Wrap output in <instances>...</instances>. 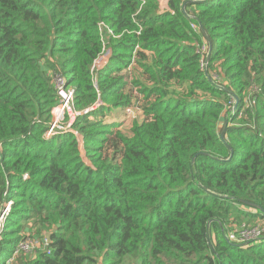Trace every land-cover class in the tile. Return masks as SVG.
<instances>
[{
	"label": "trees",
	"instance_id": "trees-1",
	"mask_svg": "<svg viewBox=\"0 0 264 264\" xmlns=\"http://www.w3.org/2000/svg\"><path fill=\"white\" fill-rule=\"evenodd\" d=\"M170 7L0 0V264H264V0ZM57 71L89 111L46 138Z\"/></svg>",
	"mask_w": 264,
	"mask_h": 264
},
{
	"label": "built area",
	"instance_id": "built-area-1",
	"mask_svg": "<svg viewBox=\"0 0 264 264\" xmlns=\"http://www.w3.org/2000/svg\"><path fill=\"white\" fill-rule=\"evenodd\" d=\"M170 1L171 0H157L159 5V11L162 13L172 12V9L170 7ZM193 2H199V1H205V0H192ZM193 29H197V26L195 24L191 25ZM198 52L203 56L207 54V46L203 45L200 49H198ZM110 61V51L104 52L93 64L92 72L95 74V72L103 69L108 62ZM203 66H205V63H203ZM55 90L58 96V103L56 106L52 109V119L50 121L49 129L46 132V138H52L56 135L63 134L65 132L72 131V127L74 123L76 122L77 118L83 114H86L87 111H78L75 107V95H76V88L70 87L67 83V79L63 74H61L59 71L54 72L51 74ZM133 94L137 95V91L133 90ZM97 105H101V102H98ZM135 109L128 108L125 109V114L127 113L129 115H133ZM25 179L28 178V175L26 174L24 176ZM12 202L8 203L6 208L3 210L2 214L0 215V233L3 231L5 226V219L10 211ZM264 235L263 230H260L258 228H244L243 231L238 232L235 236V239L241 241V242H254L261 238ZM41 245L40 240H24L19 248L21 251H23L25 254H33L35 250ZM14 260L11 259L10 262ZM9 264V263H8Z\"/></svg>",
	"mask_w": 264,
	"mask_h": 264
},
{
	"label": "rangeland",
	"instance_id": "rangeland-1",
	"mask_svg": "<svg viewBox=\"0 0 264 264\" xmlns=\"http://www.w3.org/2000/svg\"><path fill=\"white\" fill-rule=\"evenodd\" d=\"M134 110V108H133ZM137 111V109L135 110V112ZM138 112V111H137ZM125 117V112L124 110L121 109H116L112 112V114H110V117L108 118V122H122V125L119 129H121L122 131H127L130 126L132 125L133 121L135 119H132L131 117H129L127 120L124 118ZM137 120H139V122L142 121L141 117H138ZM60 135V134H59ZM82 151V155L84 156L83 158L86 160L85 158V152L81 149ZM248 222L244 221V223L242 224V226L238 229L239 232L243 231L244 228H246ZM252 226H254V224H252ZM264 236V235H263ZM262 236V237H263ZM261 237V238H262Z\"/></svg>",
	"mask_w": 264,
	"mask_h": 264
},
{
	"label": "water",
	"instance_id": "water-1",
	"mask_svg": "<svg viewBox=\"0 0 264 264\" xmlns=\"http://www.w3.org/2000/svg\"><path fill=\"white\" fill-rule=\"evenodd\" d=\"M210 55H211V50L208 51V54H207V57H206V64L208 63ZM234 108H236V105H234ZM224 137H225V130L222 133V139H224ZM231 156H232V154H231ZM49 236H50V234H46V237H47L48 240H49Z\"/></svg>",
	"mask_w": 264,
	"mask_h": 264
},
{
	"label": "crops",
	"instance_id": "crops-1",
	"mask_svg": "<svg viewBox=\"0 0 264 264\" xmlns=\"http://www.w3.org/2000/svg\"><path fill=\"white\" fill-rule=\"evenodd\" d=\"M125 118V117H124Z\"/></svg>",
	"mask_w": 264,
	"mask_h": 264
}]
</instances>
